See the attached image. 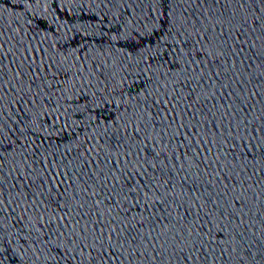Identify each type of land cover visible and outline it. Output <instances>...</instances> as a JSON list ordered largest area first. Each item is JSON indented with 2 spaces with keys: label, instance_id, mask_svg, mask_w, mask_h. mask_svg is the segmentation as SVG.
I'll list each match as a JSON object with an SVG mask.
<instances>
[{
  "label": "water",
  "instance_id": "water-1",
  "mask_svg": "<svg viewBox=\"0 0 264 264\" xmlns=\"http://www.w3.org/2000/svg\"><path fill=\"white\" fill-rule=\"evenodd\" d=\"M0 264H264V0H0Z\"/></svg>",
  "mask_w": 264,
  "mask_h": 264
}]
</instances>
